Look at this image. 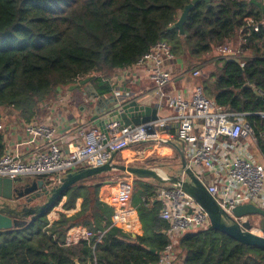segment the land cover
Wrapping results in <instances>:
<instances>
[{
  "label": "trees",
  "instance_id": "16d2710c",
  "mask_svg": "<svg viewBox=\"0 0 264 264\" xmlns=\"http://www.w3.org/2000/svg\"><path fill=\"white\" fill-rule=\"evenodd\" d=\"M191 0H0V121L5 108L32 122L48 114V106L66 88L91 76L99 95L110 93L113 76L133 67L153 45L166 41L177 57L193 59L200 69L212 56L215 66L197 77L205 95L222 108L247 113L259 137L264 128V0H212L188 12L184 33L170 26ZM234 43L243 53L231 61L218 47ZM6 152L0 129V157ZM161 158H150L159 161ZM81 168V167H79ZM112 171L83 178L69 186L64 210L50 223L48 212L32 224L0 231V264H158L171 242L169 224L155 199L159 185L133 177V202L142 234L112 225L115 208ZM39 178V177H38ZM45 179V178H44ZM166 185V184H165ZM167 186V185H166ZM75 226L92 232L90 239L65 245ZM104 236L95 247L97 236ZM172 264H264V248L244 244L212 228H192L174 242Z\"/></svg>",
  "mask_w": 264,
  "mask_h": 264
},
{
  "label": "built area",
  "instance_id": "2783aa9c",
  "mask_svg": "<svg viewBox=\"0 0 264 264\" xmlns=\"http://www.w3.org/2000/svg\"><path fill=\"white\" fill-rule=\"evenodd\" d=\"M261 25L264 26V16L255 25V29ZM218 51L238 58L243 53L241 47L230 46L228 43L219 46ZM174 59L171 46L166 41H160L134 66L146 68L161 97L159 106H170L175 116H159L157 120L135 126L113 121L107 124L106 131L97 125L81 124L76 129L77 141L68 151L61 148L55 127L43 121L27 122L24 126L25 133L38 138L44 146L36 150L30 159L5 152L0 157V176L16 178L46 174V184L51 187L66 173L79 167L105 164L114 153L124 150L132 143L161 142L172 138L168 128L175 122L176 134L185 143L189 167L227 213L242 223L249 216H234L232 210L235 206L253 203L264 209V154L261 163L249 150L248 140L257 142L258 138L255 129L246 119L247 113L233 112L218 106L205 95L202 86L198 84L194 87L190 100L179 94L165 93L164 86L172 80V72L167 64ZM200 74V69L193 70L195 77ZM113 91L116 95L120 92L117 87ZM259 93L264 100V93ZM260 114L264 116V112ZM3 127L0 121V129ZM197 128L201 130L200 134L195 133ZM258 135L264 141V128ZM132 184L133 177L125 186L120 187H125L126 192H132ZM155 199L161 203L160 217L168 222V235L171 239L158 264H172L176 239L189 229L209 226L210 220L196 200L181 189L156 187ZM133 211L135 209L130 205L116 208L111 217L112 225L131 232L130 214ZM92 236V232L85 227L75 226L66 233L64 244L71 245ZM103 236L104 232L97 236L93 247Z\"/></svg>",
  "mask_w": 264,
  "mask_h": 264
},
{
  "label": "crops",
  "instance_id": "0c3cea01",
  "mask_svg": "<svg viewBox=\"0 0 264 264\" xmlns=\"http://www.w3.org/2000/svg\"><path fill=\"white\" fill-rule=\"evenodd\" d=\"M196 65V62L189 57L183 58L175 56V59L167 64L172 72V80L164 86L163 91L167 94H179L190 100L194 87L197 85V77L193 75V69L197 67ZM207 66L211 67L206 68ZM214 66L215 62L210 58V60L200 68L201 74L206 70H212ZM111 80L114 87H117L120 92L116 95L112 90L108 94L99 95L101 101L95 97L96 90L91 82L85 85H77V83H75L69 87L60 88L57 98L48 106V114L43 119L34 122L43 121L55 127L56 135L60 139L61 148L64 151H68L71 145L77 141V127L81 124L97 125L98 121L95 120V117L102 118L109 113V109L114 105L115 96L116 98L120 97V95L133 96L138 98L141 103L158 107V114L160 117L175 116V112L170 106H159L161 97L158 93L156 83L145 67L134 66L119 70ZM112 94H115L114 97H112ZM199 122H202V120L199 119ZM1 123L4 126L2 130L4 132L6 152L30 159L36 150L44 146L42 141L38 138L29 136L25 133L24 126L27 122L22 120L15 110L10 108L3 109ZM168 131L173 135L172 138L161 142L146 141L130 145L116 154L114 162H128L131 164L152 166L170 172L173 167H169L168 164H166V161L169 160L174 161L175 163L173 165L178 168L181 164L179 147L185 152V143L180 140L176 134L177 127L175 122L171 124ZM195 133L200 134L201 130L197 128ZM248 145L249 150L256 156L257 160V156H260L261 159L264 153L262 152L259 140L257 142L252 139L250 142L248 140ZM150 158L161 159L158 162L154 161L155 165L153 166L151 163L152 161L149 160ZM207 175L208 174L205 176L207 177ZM24 177L35 179L34 175H26ZM127 181L128 180H126V182ZM153 183L156 184L157 182ZM159 187H169V185L166 186L163 184L159 185ZM64 200L65 197H63L62 201L49 212L48 219L50 222L55 221L62 211L68 214L74 213L80 208L82 201L79 199L75 209L66 211L62 207ZM104 201L115 209L125 205L133 207L135 211L130 214L131 232L134 234L143 233L142 223L133 202V192H126L125 187H115L113 193L111 191V194L106 197ZM76 227L82 228L83 226Z\"/></svg>",
  "mask_w": 264,
  "mask_h": 264
},
{
  "label": "water",
  "instance_id": "95a60500",
  "mask_svg": "<svg viewBox=\"0 0 264 264\" xmlns=\"http://www.w3.org/2000/svg\"><path fill=\"white\" fill-rule=\"evenodd\" d=\"M200 1H205L208 5L212 3V0H191L184 9L179 11L178 19L170 26V29L177 28L183 34L184 23L189 10ZM228 59L235 62L241 61L240 58L233 56H228ZM90 80L91 76H87L80 80L77 85H85ZM256 93L260 96L258 91ZM114 95L112 94V97ZM95 97L101 101L97 92ZM114 99V105L109 109V113L102 118L95 117V120L98 121L97 125L104 131H106L107 124L113 121H120L126 126H135L159 118L158 107L141 103L138 98L120 95L118 98L115 96ZM142 142L146 141L135 142L130 145ZM179 150L181 164L178 168H172L170 172L152 166L116 163L113 159L117 153H114L112 158L105 164L81 167L70 171L51 187L47 186L44 179L46 174L36 175L35 179L25 178L24 176L16 178L0 176V231L18 229L32 224L39 216L55 207L56 202L63 196L69 186L83 178L112 171H121L131 177L136 176L153 180L158 184H166L169 187L183 190L205 210L212 228L244 244L264 248V224L260 226L262 234H259L252 231L253 225L249 219L239 223L231 214L227 213L193 169L189 167L184 150L180 147ZM36 177H39V179ZM232 214L236 217L251 214L264 217V209L253 203H245L235 206Z\"/></svg>",
  "mask_w": 264,
  "mask_h": 264
},
{
  "label": "rangeland",
  "instance_id": "374dc122",
  "mask_svg": "<svg viewBox=\"0 0 264 264\" xmlns=\"http://www.w3.org/2000/svg\"><path fill=\"white\" fill-rule=\"evenodd\" d=\"M228 45H234V43L232 42V41H229L228 42ZM209 57H211V59H212V56H208V58ZM209 67H211V66H207L206 68H209ZM256 153V152H255ZM258 157V161L259 162H261L262 163V159H260V156H257ZM158 162V161H157ZM119 163H121V162H119ZM122 163H124V162H122ZM152 164H153V166L155 165L154 164V162H151ZM175 162L174 161H166V164H168V166L169 167H173V168H176L173 164H174ZM125 164H130V165H132L131 163H128V162H126ZM151 164V165H152ZM133 165H138V164H133ZM140 165V164H139ZM166 170V169H165ZM168 170V169H167ZM171 170V169H170ZM25 178H27V177H25ZM124 177L123 176H121V175H114L113 177H111L110 179H108L107 181H111L112 180V189H111V191H112V193H113V190H115V187L116 188H119L120 186H125L126 185V181H125V179H123ZM151 182H154L153 180H150ZM132 192H134V187H133V191ZM249 220H250V223L254 226V227H252V231L253 232H256V233H259V234H262V232H261V229H260V226L261 225H263L264 224V217L263 216H261V215H258V214H251V215H249ZM260 229V231H259V229Z\"/></svg>",
  "mask_w": 264,
  "mask_h": 264
}]
</instances>
